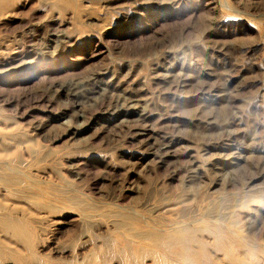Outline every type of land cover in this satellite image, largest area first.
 <instances>
[{
	"label": "rangeland",
	"instance_id": "1",
	"mask_svg": "<svg viewBox=\"0 0 264 264\" xmlns=\"http://www.w3.org/2000/svg\"><path fill=\"white\" fill-rule=\"evenodd\" d=\"M4 202V264H126L99 246L160 223L264 264V0H0Z\"/></svg>",
	"mask_w": 264,
	"mask_h": 264
},
{
	"label": "bare ground",
	"instance_id": "2",
	"mask_svg": "<svg viewBox=\"0 0 264 264\" xmlns=\"http://www.w3.org/2000/svg\"><path fill=\"white\" fill-rule=\"evenodd\" d=\"M96 84L95 82H88L86 85L81 84V87L70 84L67 90L72 95L74 94L75 97L81 98L82 95L87 94L89 91L95 90ZM168 148L169 147L166 149ZM1 196L3 199H6L5 193H3ZM11 220L12 219L7 208V202H4V205H0V221L9 225ZM152 225L156 227L155 230H146L142 234L138 235L132 233H128L130 234L128 235L125 232H122L121 237L116 236L106 239L104 241L105 245H103L104 248L102 249L101 246H99L100 248L97 254L117 257H123V255H125L123 258L126 264H145V260L148 258L152 260L151 264H215V262L211 259L208 248L200 242V239L193 230L188 231L186 226L180 224H174L173 227H164L165 223ZM214 232L216 236L217 249L225 250V254L228 259L232 257L235 262L238 261L234 257L233 249L228 248V244H231L232 240H229V238L226 239L223 236L222 229H216ZM136 238L142 239L137 240ZM1 242L2 248L0 253L3 254L0 256V264H4L9 258L7 257V254H5L7 252L5 247L7 246L4 241ZM194 242L197 244L199 242V246H195ZM128 247L130 248V253H128L126 250ZM238 264L244 263L243 261H239Z\"/></svg>",
	"mask_w": 264,
	"mask_h": 264
}]
</instances>
